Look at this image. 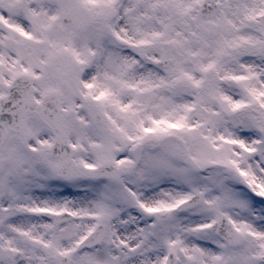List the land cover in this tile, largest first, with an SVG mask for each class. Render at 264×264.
I'll return each instance as SVG.
<instances>
[{"label":"snow or ice","instance_id":"obj_1","mask_svg":"<svg viewBox=\"0 0 264 264\" xmlns=\"http://www.w3.org/2000/svg\"><path fill=\"white\" fill-rule=\"evenodd\" d=\"M0 264H264V0H0Z\"/></svg>","mask_w":264,"mask_h":264}]
</instances>
